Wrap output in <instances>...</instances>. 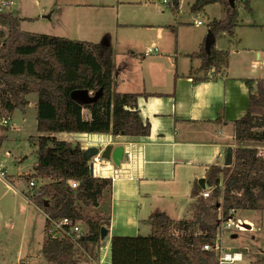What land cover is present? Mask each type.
I'll list each match as a JSON object with an SVG mask.
<instances>
[{
	"label": "trees",
	"instance_id": "16d2710c",
	"mask_svg": "<svg viewBox=\"0 0 264 264\" xmlns=\"http://www.w3.org/2000/svg\"><path fill=\"white\" fill-rule=\"evenodd\" d=\"M241 2L250 5V0ZM217 3L223 6L225 15L222 19L208 20L207 24L216 38L219 32L233 34L237 6H231L228 0H196L191 6L195 13ZM168 8L174 14L179 13L180 0H169ZM0 24L7 27L0 30L2 114L28 106L31 103L28 95H38L41 135L33 141L37 145V165L36 174L29 180H50L35 188L32 195L24 192L25 196L55 219L85 221L89 231L79 242L86 256L96 261L103 245L101 230L110 225L113 180L94 176L81 142L62 139L60 134L149 136L151 124L142 121L138 99L156 94L116 91L111 44L48 34H21L20 19L12 11L0 12ZM189 56L202 60L206 76L212 69L226 70L230 62V51L217 50L215 45L210 55L203 44ZM246 83L249 106L234 122V138L264 142V79ZM79 90H87L94 100L80 104L72 98V93ZM86 110L90 111V118H86ZM70 181L78 182V187L72 189ZM205 190L210 191L209 197L203 196ZM191 195L194 199L191 218L176 221L166 213H155L148 219L151 234L113 236L111 264H220L218 253L205 246L215 244L221 224L239 211H264V153L257 147L236 148L233 165L209 166L205 176L193 182ZM107 199L108 211L98 210ZM76 250L73 242L47 235L42 255L49 264H73Z\"/></svg>",
	"mask_w": 264,
	"mask_h": 264
},
{
	"label": "crops",
	"instance_id": "0c3cea01",
	"mask_svg": "<svg viewBox=\"0 0 264 264\" xmlns=\"http://www.w3.org/2000/svg\"><path fill=\"white\" fill-rule=\"evenodd\" d=\"M86 2L72 8L83 24L77 31L81 34L73 39L113 46L116 91L156 94L138 99L142 121L151 124L149 136L60 134L62 139L80 141L84 150L106 146L124 150L119 165L112 157H101L92 171L96 177L113 180L107 247L93 261L111 264L113 236L151 234L148 219L155 213H166L176 221L191 218L193 182L204 177L209 166H225L229 148L235 151L253 146L252 142L235 140L234 122L249 106L246 81L264 79V75L258 66L244 60L252 52L248 46L239 44L230 49L215 44L217 50L230 51L229 66L224 74L198 77L194 71H199L201 59L189 55L205 44L207 33L186 27L197 25L192 22L193 12L186 21L181 16L182 0L177 14L168 8L169 0ZM193 4L189 3V8ZM81 6L86 8L79 12ZM148 48L158 52L148 54ZM256 52L261 59L262 53ZM30 104L35 105V101ZM84 114L90 118L89 110ZM180 212L190 216L176 219ZM245 214L243 218H252Z\"/></svg>",
	"mask_w": 264,
	"mask_h": 264
},
{
	"label": "rangeland",
	"instance_id": "374dc122",
	"mask_svg": "<svg viewBox=\"0 0 264 264\" xmlns=\"http://www.w3.org/2000/svg\"><path fill=\"white\" fill-rule=\"evenodd\" d=\"M86 1L89 0H12L13 6L4 9H10V11L12 9L14 15L20 19L21 34L30 32L77 40L73 38L79 37L81 33L77 31L83 24L79 22L80 15L75 14L72 8L76 9L77 4L87 3ZM193 1L196 0H182L180 12L185 21L189 18V12L192 13L189 3L193 4ZM236 6L238 19L233 34L219 32L216 46L217 48L226 46L230 49L239 44L248 46L252 52L243 58L250 65L258 66L262 76L264 75V0H250V5H245L240 0ZM83 8L86 7H78L79 12H82ZM202 15L204 17L203 26L190 24L186 27L207 33L208 20L222 19L225 13L223 6L217 3L207 6ZM192 20L194 23V19ZM3 28L7 30L6 26L0 24V30ZM256 51L262 53L261 59L257 58ZM235 58L238 59V56ZM224 69L225 67L218 68L216 72L212 69L211 74L208 75L220 74ZM194 72L198 77L207 75L206 70L201 66L199 71ZM254 88L256 90L255 84ZM28 99L31 102L35 101V105L29 104L24 108H17L12 114L5 113L4 115L0 102V162L4 165L6 173L5 178L0 175V264H49L42 255V247L47 236L45 212L29 202L30 199L25 196L27 181L36 174L37 145L33 141L41 135L38 131L36 107L38 95L32 93L28 95ZM252 143L254 144L251 147H257L261 153H264V142ZM36 179L38 187L50 180ZM108 202L107 199L103 207L98 210L103 208L106 213ZM244 214H251L252 218H243ZM178 215L175 216L176 219L187 218L190 213L180 212ZM236 215L249 224L252 223L253 227L242 230H224L220 226L218 237L221 238L224 250L241 251L245 254V259L250 260L252 264H263L264 211H239ZM106 245L107 238L104 239L99 256L106 251ZM73 264H93V260L77 249Z\"/></svg>",
	"mask_w": 264,
	"mask_h": 264
},
{
	"label": "built area",
	"instance_id": "2783aa9c",
	"mask_svg": "<svg viewBox=\"0 0 264 264\" xmlns=\"http://www.w3.org/2000/svg\"><path fill=\"white\" fill-rule=\"evenodd\" d=\"M166 2V0H165ZM12 3L8 2L7 0H0V12H7L9 10H5V7L11 6ZM8 9V8H7ZM203 11H198L196 14L193 13V19L194 24L197 26H203ZM158 52L157 48H148L147 53H155ZM101 155L94 156L91 159V164L94 165V163L100 162ZM5 171H4V165L0 162V175L5 178ZM38 180L36 178H33L29 181H27V192L32 195L35 188L38 187ZM72 189H76L78 187V182L76 181H70L69 182ZM210 191L205 190L203 192L204 197H209ZM46 215V221H47V235L53 239L56 240H68L73 242L77 249H80V252L85 253L83 248L80 245L79 240L85 236L88 231V224L85 221L82 220H72L70 218H60L55 219L52 216H50L48 213H45ZM240 217L235 216L231 219H229L226 222H223L221 224V227L224 230L232 229V230H238L243 229L240 226ZM220 233V231H219ZM219 235V234H218ZM205 249H213L218 253L219 256V262L220 264H252L250 260L245 259V254L241 251H235L230 252L224 250L222 244H221V238L217 237L215 244L213 246L206 245Z\"/></svg>",
	"mask_w": 264,
	"mask_h": 264
},
{
	"label": "water",
	"instance_id": "95a60500",
	"mask_svg": "<svg viewBox=\"0 0 264 264\" xmlns=\"http://www.w3.org/2000/svg\"><path fill=\"white\" fill-rule=\"evenodd\" d=\"M228 1L231 6H236L237 2L240 0H228ZM215 43H216V35L211 30H208L206 39H205V44H204L205 51L208 55L211 54L212 47L215 45ZM72 98L76 100L77 102H79L80 104L90 103L94 100L89 97V93L87 90H79V91L73 92ZM123 153H124V150L122 147H118L114 149L113 146H106L103 150L99 147H91L84 151V158L87 161H91V159L94 156H98V155H101V157L105 159H110L112 157L114 163L116 165H119L121 163V159L123 158ZM233 163H234V150L233 148H229L226 161H225V166H232ZM91 169L93 171L92 164H91ZM218 206H220V204H218ZM240 221H241L240 226L243 229L252 228V225L246 222L244 219L241 218ZM107 233H108L107 227H103L101 230L102 240L106 238Z\"/></svg>",
	"mask_w": 264,
	"mask_h": 264
}]
</instances>
